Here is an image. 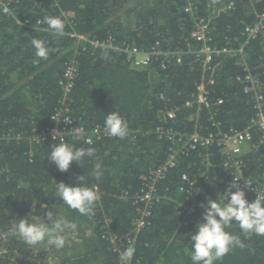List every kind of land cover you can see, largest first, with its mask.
Listing matches in <instances>:
<instances>
[{
    "label": "trees",
    "instance_id": "1",
    "mask_svg": "<svg viewBox=\"0 0 264 264\" xmlns=\"http://www.w3.org/2000/svg\"><path fill=\"white\" fill-rule=\"evenodd\" d=\"M230 1L233 7L225 11L208 9L209 5L218 8ZM187 3L16 0L11 6L13 14L0 12V264H122L119 250L109 240L108 227L125 244L129 237H135L133 245L124 248H133V264H193L190 234L203 218L200 205L209 196L217 198L233 180L232 172L223 166L220 147L214 144L180 156L177 165L158 183V193L165 198L152 207L148 224L137 233H132L133 222L140 216L137 207L144 202L134 204L131 197L123 195L140 191V176L168 157L171 143L157 132L159 126L201 134L251 127L256 112L254 94L245 93L236 78L245 76L248 67L258 78L264 96V0L197 2L196 17L211 14L214 46L220 48L228 40L232 47L244 45L243 56L214 53L212 67L206 70L201 59L188 53L190 48L203 45L191 36L197 20L185 11ZM47 15L66 21L63 36L46 31L38 23ZM257 23L261 27L255 37L243 34L248 25ZM73 34L111 40L114 45L93 47L90 41ZM33 38L46 41L50 49L47 59L34 62ZM123 45L143 50L157 46L161 51L149 65L136 68L127 54L116 48ZM176 50L184 51L182 61L172 57L163 67L165 52ZM73 58L77 62L70 95L74 123L88 129L104 125L108 113L117 110L129 131L124 139L103 136L91 145L66 136L64 141L76 147L94 148L95 156L86 157L83 167L73 162L68 171L61 172L47 159L51 144L60 139L37 142L33 137L55 124L52 115L63 95L61 80L67 62ZM216 62L221 66H215ZM211 76L214 83H208ZM202 79L213 102L224 99L221 105H186ZM163 108H178L176 117L164 122ZM258 138L255 131V140ZM202 152L209 155L211 164L204 161ZM97 164L102 171L99 180L93 175ZM245 173L264 188V148L246 153ZM183 174L194 181L197 193L187 190L189 184L182 180ZM80 176L100 195L91 216L81 215L56 197L57 182L75 185ZM47 210L54 217L63 216L77 224L75 231L66 234L62 249L29 247L11 235L18 219L30 212L46 216ZM228 231L239 236L244 247L232 248L215 264H264V236H246L235 222Z\"/></svg>",
    "mask_w": 264,
    "mask_h": 264
},
{
    "label": "built area",
    "instance_id": "2",
    "mask_svg": "<svg viewBox=\"0 0 264 264\" xmlns=\"http://www.w3.org/2000/svg\"><path fill=\"white\" fill-rule=\"evenodd\" d=\"M16 0H0V12L6 14H13L11 8L12 2ZM200 0H188L187 5L185 6V11L190 13L192 17L197 20L194 25V29L191 32V36L195 41L202 43V47L199 49H189L188 53H193L196 55L197 59H201V65L203 69L211 68V63L214 60V53L226 54L229 57H235L243 54L244 45L241 44L237 47H232L233 43L228 40L227 44L218 48L213 45L211 41V31L214 29V25L211 24V14H208V17H196L197 2ZM258 1V0H252ZM210 6L213 11H225L233 7V2L230 1L227 5H219L217 8L216 4ZM264 16V14H263ZM40 21V20H38ZM40 24V23H39ZM46 29V25H44ZM261 23L255 25H248L243 32V34L255 37L260 30ZM78 36L80 39H85L91 42L93 47L103 46V47H113V42L111 40L99 41L96 39H89L83 35L73 34ZM237 41V40H236ZM116 48L127 54L128 60L131 62L132 66L136 68H144L149 65L151 58L158 55L161 50L157 46H152L149 49L143 50L139 49L137 46L123 45L116 46ZM183 50L168 51L165 52L166 57L162 61V66L166 67L168 62L171 61L172 57L176 58V62H181L183 59ZM243 56V55H242ZM246 65V64H245ZM215 66H221L220 62H216ZM247 67V65H246ZM248 69V73L245 76L238 75L237 81L242 86V89L245 93L253 92L256 112L252 118L251 127L248 126L244 129H230L227 131L219 132H210L209 134H201L199 132L193 133H183L174 128H163L158 127L157 132L161 137L167 138L171 143L170 151L166 160L156 168H152L147 172L143 173L140 176L142 181V187L140 191L136 192L131 196L128 194V191L124 193L123 196L131 197L134 204L143 203L142 207H137L138 214L140 215L133 222L132 233L139 232L143 227L148 224V217L151 215L152 207L160 201L162 198H165V195L158 193V183L162 180L166 173L178 163V160L181 155L188 153L191 150H196L199 148L207 149L212 145L216 144L220 147L221 154L224 158L223 166L229 169L232 172V179L234 175L240 179L239 183L241 186L245 184V181L249 180L252 183L251 188L246 189V195L252 201L257 197V192L254 190L257 188L258 191L264 192V188L261 184L254 183L250 176L245 173L246 167V153L254 148L260 149L264 148V96L259 91V80L258 78ZM77 78V62L73 58L67 62L63 78L61 80V86L63 90L62 98L59 102L58 108L52 115V119L55 124L47 129H43L42 132L35 134L33 139L37 142L46 141L48 139H53L55 132L58 133L57 138L66 140V136H72V128L79 125L83 126L87 132V139H90L92 143L94 139H101L103 136H109L104 131V125H96L93 128L88 129L83 124H75L74 119L71 115V92L74 87L75 80ZM215 79L211 76L208 80V83H214ZM224 102V99L218 98L216 102H213L210 98V89L204 79L197 84L196 91L192 92V95L187 99V106H206L211 108L213 105H221ZM178 108H163L160 110L161 119L164 122H169V119L176 117V110ZM215 112V111H214ZM67 121H71L70 123ZM255 131L258 133V141L255 140ZM112 137V136H109ZM1 139V138H0ZM202 158L208 164H211L209 155L201 153ZM182 180L188 182L189 187L188 191L191 193H197L198 189L195 187L193 180H190V177L187 174H183ZM192 188V189H191ZM142 201V202H141ZM107 234L109 240L114 249L119 250L120 254L125 250V246L132 244L135 241V237H129L127 240L128 244H125L123 241L117 239V234L113 233L111 229L107 228ZM123 247V249H122ZM128 264H133L132 259Z\"/></svg>",
    "mask_w": 264,
    "mask_h": 264
},
{
    "label": "clouds",
    "instance_id": "3",
    "mask_svg": "<svg viewBox=\"0 0 264 264\" xmlns=\"http://www.w3.org/2000/svg\"><path fill=\"white\" fill-rule=\"evenodd\" d=\"M38 23L46 25V31L56 36L65 34L66 21L61 16L47 15ZM35 29L37 31L36 27ZM31 45L34 47L37 57V61L34 62L48 58L50 49L46 41L33 38ZM104 131L109 136L124 139L128 135V123L119 111L115 110L106 116ZM58 133L61 132H55L54 141L57 139ZM72 136L73 139L82 140L85 145L92 143L90 139H87V132L81 125L72 128ZM51 145L47 159L53 162L61 172L68 171L73 162L83 167L82 161L86 157L95 156L94 148L76 147L72 143L65 142L64 139ZM225 167L228 166L225 165ZM93 175L97 180L101 178L102 171L99 164L96 165ZM241 178L242 176L237 178L234 175V179L228 184L226 190L218 194L217 198L213 199L209 196L206 203H201L200 206L204 208L203 218L197 222L195 233L190 234V258L193 264H215L232 248L244 247L239 236L228 231L233 222L239 225L246 236L250 234L264 236V192L255 188L257 197L250 202L246 195V189L251 188L252 183L247 180L241 186L239 183ZM77 180L75 185L57 182L56 197L81 215L91 216L94 214V207L100 199V195L94 186L89 187L85 184L83 176L78 177ZM35 205L33 202V207ZM29 214L18 219L11 229V235L19 238L29 247L47 245L54 246L58 250L62 249L66 243V234L77 229L76 223L63 216L54 217L49 210H47L46 216L37 213ZM133 254L132 247L123 250L120 254L122 264H128Z\"/></svg>",
    "mask_w": 264,
    "mask_h": 264
},
{
    "label": "crops",
    "instance_id": "4",
    "mask_svg": "<svg viewBox=\"0 0 264 264\" xmlns=\"http://www.w3.org/2000/svg\"><path fill=\"white\" fill-rule=\"evenodd\" d=\"M56 111V110H55Z\"/></svg>",
    "mask_w": 264,
    "mask_h": 264
}]
</instances>
